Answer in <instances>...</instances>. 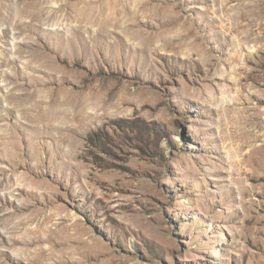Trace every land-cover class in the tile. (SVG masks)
I'll return each mask as SVG.
<instances>
[{"label": "rangeland", "instance_id": "obj_1", "mask_svg": "<svg viewBox=\"0 0 264 264\" xmlns=\"http://www.w3.org/2000/svg\"><path fill=\"white\" fill-rule=\"evenodd\" d=\"M27 255L264 264V0H0V259Z\"/></svg>", "mask_w": 264, "mask_h": 264}, {"label": "bare ground", "instance_id": "obj_2", "mask_svg": "<svg viewBox=\"0 0 264 264\" xmlns=\"http://www.w3.org/2000/svg\"><path fill=\"white\" fill-rule=\"evenodd\" d=\"M30 4H28V7H29ZM33 7H36V10H33V11H30L28 13V15L33 18L34 20H39L41 19V17L43 16V7L40 6V5H37L35 4ZM29 9V8H27ZM31 10V9H30ZM47 15V14H46ZM52 15V14H51ZM71 16V15H70ZM51 17V16H50ZM28 18V17H27ZM102 19V18H101ZM30 20V19H29ZM57 20V19H56ZM33 21V20H32ZM37 26V25H36ZM30 51V50H29ZM31 56V55H30ZM41 56V55H40ZM43 57V56H42ZM51 63V62H50ZM42 65V63H40L38 60H37V67ZM43 67V66H42ZM22 72H25L24 70ZM27 91V90H26ZM33 91V90H32ZM33 93V92H32ZM36 93V92H35ZM18 95H21V97H26V92L24 93H21ZM35 95V94H34ZM31 97V96H30ZM30 97H26V99L24 101H28V99ZM42 95L40 94H37L36 95V98L34 100V104H33V107L31 108L30 106H23L24 108L21 109V111L19 112V116L20 117H23L25 118L26 120H33L34 123L38 124V125H44V121L46 119L47 116H49V114H52L50 113L46 106H43V102H42ZM57 102V101H56ZM32 112H34L32 114ZM59 112V111H58ZM56 114V113H55ZM50 125V123H48ZM46 126V125H45ZM48 126V125H47ZM27 176V175H26ZM25 176V177H26ZM32 240V239H31ZM17 240L15 241V239H13V243H16ZM27 245L30 244L29 243H26ZM28 248L25 247V248H22L21 251H24L25 253L27 252ZM32 254H35V255H40V254H43V256L45 257V252L43 251L42 247L41 246H35L33 251L31 252ZM42 256V255H40ZM34 258V257H33ZM35 259V258H34ZM27 260L29 261L30 264H33L34 260L29 256L27 255ZM40 261V260H39ZM56 262V261H55ZM67 262H70L69 260ZM0 264H7L4 262V260H1L0 259ZM59 264H65L64 262H61Z\"/></svg>", "mask_w": 264, "mask_h": 264}]
</instances>
